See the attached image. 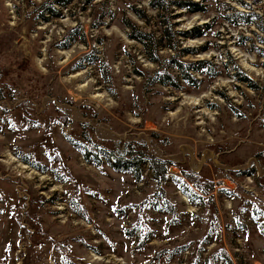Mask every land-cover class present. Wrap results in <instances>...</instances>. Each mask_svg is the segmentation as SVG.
Wrapping results in <instances>:
<instances>
[{"label": "rangeland", "instance_id": "374dc122", "mask_svg": "<svg viewBox=\"0 0 264 264\" xmlns=\"http://www.w3.org/2000/svg\"><path fill=\"white\" fill-rule=\"evenodd\" d=\"M153 1L0 0V264H264V0ZM70 139L169 164L137 182Z\"/></svg>", "mask_w": 264, "mask_h": 264}, {"label": "trees", "instance_id": "16d2710c", "mask_svg": "<svg viewBox=\"0 0 264 264\" xmlns=\"http://www.w3.org/2000/svg\"><path fill=\"white\" fill-rule=\"evenodd\" d=\"M57 4L63 5L67 2V0H55ZM155 7H161L162 2L160 0H154L152 3ZM184 6H187L191 11H201L203 10V7L193 3L189 2L188 4L184 3ZM46 10L53 14L52 9L49 8V6L46 7ZM239 20H241L244 23H249L251 20L249 18V14L246 12H239L237 13ZM132 31L134 32L131 34L134 39L143 42L146 44L148 41L149 43V36L146 33L138 32L136 29L132 28ZM151 55V54H149ZM155 56L151 57V61H155ZM176 66L179 67V71L181 73V79L184 80L186 83H196L197 80L190 75L189 71H198L201 69H204L207 71V73L211 74V65L209 63L203 62V61H195V62H189L187 64H184L181 62H177L175 60ZM237 69V67H236ZM239 74L236 75V78L239 81L245 82L248 85H252V81L248 79L241 70L237 71ZM156 82H160V84L164 83H170L174 87H178L177 82H173L170 74L167 72L160 71L158 72V75L156 76ZM253 87V86H252ZM72 145L77 148V150L82 155L85 162L88 164H92L94 166H99L102 161H105L108 163L112 168L122 170L125 172H129L134 176L135 181H140V171H141V165L144 164L148 167L154 178L162 179L165 171L166 164H169L167 160L161 161L157 158L153 157L147 152H136L133 154L126 152V153H118L115 151H109L105 150L104 148H99L98 151L94 152L92 148L80 144L79 142H76L74 140H71ZM135 154H137L135 156ZM182 176L190 183L191 187L193 189H196L200 191V193H206L208 190L211 189L212 183L211 181H207L206 179L199 176V174L195 172H191L188 170H185L183 167L180 169ZM178 182L179 190L186 196V198L191 203H199L200 196H198L195 192H192L188 185L184 182ZM226 259V258H224Z\"/></svg>", "mask_w": 264, "mask_h": 264}]
</instances>
